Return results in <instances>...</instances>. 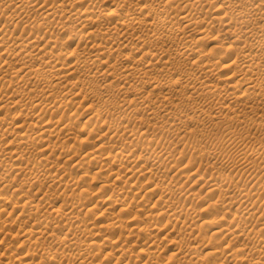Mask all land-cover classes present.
<instances>
[{
	"label": "bare ground",
	"instance_id": "bare-ground-1",
	"mask_svg": "<svg viewBox=\"0 0 264 264\" xmlns=\"http://www.w3.org/2000/svg\"><path fill=\"white\" fill-rule=\"evenodd\" d=\"M77 2L0 0V182L4 184L17 176L24 177V183L16 186L8 183V186L20 187L11 197L17 198L15 208L29 222L33 214L44 209L52 212L58 203L61 206L56 207L58 210H53V214L38 217L37 222L35 219L32 230L19 229L18 233L23 234H17L30 239L38 234L37 231L51 232L56 237H52L56 252L45 245L44 251L47 255L52 252L53 257H45V253L43 256L37 243L38 249L30 247L32 252L28 251L25 258L16 247L11 259L15 264H26L40 257L39 264H62L60 256L66 254L65 261L74 264L70 259L73 256H69L76 253L75 264H87L88 261L92 264L102 256L100 264H120L124 260L128 264H264V232L259 230L262 218L256 219L255 225L260 227L258 230L256 227L255 232L250 224L251 230L247 224L243 225L247 221L253 223L254 216L245 218L246 214L251 215L255 205L253 193H246L248 185L242 190L236 188L240 197L234 200L235 197H229L232 187L239 188L234 175L209 178L200 174V168L199 172L193 171L194 164L200 160L211 159L212 162L207 163L210 169L218 168V163L222 166L225 160L214 162L212 158L217 151L227 150L225 165L240 169L241 177L246 178L251 173L256 174V179L257 174L264 172V0ZM18 20V25L26 24L28 36L21 40L16 36V45L9 44L10 47L8 43L12 39L7 38V28ZM75 38H79L78 43L76 39L77 47L70 51L68 45ZM206 43L212 47L205 48ZM14 58L17 62L12 64ZM57 93L61 94L59 100L55 97ZM77 99L81 102H76ZM87 102L94 104H89L88 110ZM74 103L84 106L85 113L74 110L73 106H77ZM75 108L78 110V106ZM3 111L15 114L10 118L3 116ZM86 113L88 118L81 125L86 136L79 139L75 125ZM29 118L35 121L30 120L34 123L33 128L23 131ZM208 127L222 133L213 149L205 146L203 141L202 146L199 139L203 129ZM74 135L81 141L67 145L74 140ZM252 135H257L258 139L252 140L259 142L249 146ZM189 136L196 138L192 144L188 143L194 151L189 167L183 168L179 160L172 164V159L166 156L175 154L177 147L173 150L170 146L165 147L167 152L155 150L157 139L163 140L159 142L161 144L164 141L175 144L174 140H177L175 146H179L185 140L188 142ZM216 137L219 139V135ZM87 148L93 152L89 153ZM6 159L12 161L8 167L1 163ZM167 162L172 165L167 173L174 172L177 181L195 180L196 186L174 189V184L165 187L155 184L152 179L130 184L137 173V178L145 177L151 163V171H156ZM94 165H100V171H94L95 178L98 176L96 180L99 175L105 179L101 172L108 170L112 173L109 178L124 182L121 188L124 190L120 193H117L120 188L107 190L111 187L104 183L108 187L100 185L101 196L95 197L94 193V197H89L88 187L85 189L89 179L87 168ZM115 166L119 169L113 171ZM251 178L248 177L246 183L251 182ZM258 178L256 184H252L263 192L264 179ZM199 184L204 185L201 190L206 189V195L203 196L204 190L195 189ZM45 186L50 192L35 202L33 189L40 192ZM135 189L146 192L145 200ZM128 192L136 193L130 197ZM107 193L110 196L106 198ZM139 194L142 198L138 202ZM121 195L124 197L119 198ZM155 195L159 199L154 201V206H148ZM170 196L178 199V207L168 199ZM213 196L222 198V205L209 204ZM4 197H0V206H6L8 202L9 198ZM88 202L94 207L87 210ZM195 202L201 203L202 207L208 204L204 208L206 211L198 212L197 206L192 211L189 208L190 215L186 212L188 208L182 211L186 205L191 207ZM179 204H182L181 210ZM245 204L246 208L249 204L252 209H245L242 206ZM100 205L107 207L97 213L95 210ZM114 206L119 207L122 214L134 215L137 220L135 217L126 219L128 215L121 214V218L112 214ZM233 207H243L246 213L240 214L238 210V215L229 220L227 212ZM205 213L223 217L205 220ZM88 214L95 215L93 221H89ZM166 220L168 223L162 225ZM179 223H183L184 231L181 227L178 229ZM169 226L174 231L178 229V236L197 234L194 240L198 246L188 245L182 237L178 241L171 240L168 247L162 249L158 241L166 238L160 239L159 234ZM8 227L11 226L5 225V231ZM209 231L219 241L210 238L209 242L206 239ZM241 240L243 245L239 244ZM69 251L73 253L69 255ZM166 252V258H162Z\"/></svg>",
	"mask_w": 264,
	"mask_h": 264
},
{
	"label": "rangeland",
	"instance_id": "rangeland-1",
	"mask_svg": "<svg viewBox=\"0 0 264 264\" xmlns=\"http://www.w3.org/2000/svg\"><path fill=\"white\" fill-rule=\"evenodd\" d=\"M77 1H80V0H76V3H78ZM61 2V1H60ZM59 2V3H60ZM20 20V19H19ZM19 20L18 21H16L15 22V25H13L12 23L10 24V27L9 28H7L8 29V39L10 40V39H12V40H10V42L11 43H8V45L9 44H13V45H16V42L18 41L17 39H19V40H21L22 38L24 39V38H26L27 36H28V34H27V32H28V30H26V32H25V25L26 24H24V22H21V23H19L20 25H18L17 23L19 22ZM21 24H24V25H22V27H21ZM13 26V27H12ZM18 26H20V28L18 27ZM24 26V27H23ZM17 27H18V29H20V30H17ZM2 29V26L0 27V30ZM22 29H23V31H22ZM11 30H12V32H11ZM15 30V31H14ZM18 32H17V31ZM88 30V29H87ZM18 34H17V33ZM21 32V33H20ZM13 33V34H12ZM10 34V35H9ZM15 34H17V35H15ZM23 34V35H22ZM24 34H25V36H24ZM62 34V36L64 35V33H61ZM65 34H66V32H65ZM18 35H20V36H18ZM16 36H17V39H16ZM66 36H67V34H66ZM66 36H63L64 38L66 37ZM22 37V38H21ZM59 37H61L60 35H59ZM63 37H61V40H63L64 41V39H63ZM67 38V37H66ZM66 38H65V40H66ZM76 39H77V43H78V41H79V38H75V41H71L70 42V45H68L69 46V49L68 50H70V48H71V50L72 49H74V48H76L77 47V43H76ZM15 41V42H14ZM65 42V41H64ZM73 42H74V44H73ZM12 45V47H14ZM10 46V45H9ZM11 47V46H10ZM74 47V48H73ZM204 47L205 48H209V47H212V46H210L209 45V43H206L205 45H204ZM70 50V51H71ZM14 59H15V61H14ZM13 60H12V64L13 63H16L17 62V58H14ZM17 67H18V65H16ZM39 89H41V88H39ZM59 95V98L57 97ZM57 96H55L56 97V100L58 99H60L61 98V94H58L57 93ZM54 97V98H55ZM55 100V99H54ZM80 100V101H79ZM74 102V101H73ZM76 102H78V103H80L81 102V99H77V101ZM78 103H74V104H76L77 106H78V110H77V108H75V107H77V106H73L74 108V110L76 109V111H78L79 113H81V112H83V113H85L83 110H86L85 108H84V106H83V108L82 107H80V105L78 104ZM93 106L92 105V103L91 102H87V110H88V106ZM85 105V104H84ZM90 106V107H91ZM89 107V108H90ZM94 109H95V107H93ZM73 110V111H74ZM18 111H19V109L17 110V112L16 113H18ZM75 111V112H76ZM4 112L5 111H3V113L2 114H4ZM11 113H12V111H10ZM8 113V112H5V114L3 115V116H11L10 118H13V115L15 114V112H13L12 114L11 113ZM52 112V111H51ZM88 112V111H87ZM6 113H7V115H6ZM88 113H86V114H84L83 116L81 115V118H80V120H79V122L75 125V129L74 130H76L75 131V134L77 135V137L79 138V139H81L80 137H85L86 136V133L85 132H82V130H81V125H82V123L85 121V119L86 118H88L87 115ZM3 116H1V117H3ZM17 116V115H16ZM89 116H90V114H89ZM32 119V120H31ZM33 121L34 119L33 118H29V120L26 122V126H24L25 128L23 129V131H27L28 129H32L33 128V125L32 124H34L35 123V121H33V122H31V121ZM19 123V122H18ZM17 123V124H18ZM29 124V127H28V124ZM31 123V124H30ZM16 124V125H17ZM15 125V126H16ZM19 125H21V123L19 124ZM31 126V127H30ZM25 129H27V130H25ZM209 129V130H208ZM208 129L206 128L205 130H207V131H205L204 129H203V132L204 133H206V134H204L203 132H201V133H203V134H201L200 136H199V139L201 140V142L203 141L204 142V144H205V146H206V144H207V147L208 148H211V149H213V148H215L216 147V143L217 142H219L220 141V139H221V135H222V133L221 132H218V131H212L213 129L212 128H209L208 127ZM211 129V130H210ZM80 132V133H79ZM208 132H210V133H208ZM217 132V133H216ZM87 133H88V130H87ZM219 133V134H218ZM221 133V134H220ZM208 134V135H207ZM212 134H214V135H212ZM215 134H217V135H215ZM76 135H74V140H72V141H69L68 143H67V145H70V144H74V143H79L81 140H78L77 141V137H75ZM219 135V139H218V137H216V136H218ZM149 136L151 137H153V135H152V133H150L149 134ZM203 136V137H202ZM215 136V137H214ZM255 136V137H254ZM87 137H88V134H87ZM205 137V138H204ZM210 137V138H209ZM188 138V137H187ZM186 138V139H187ZM202 138H203V140H202ZM207 138H208V140H207ZM76 139V140H75ZM206 139V140H205ZM211 139V140H210ZM213 139H214V141H213ZM217 139V140H216ZM255 140V139H258V137H257V135H252L251 136V140H249L250 142H249V146L251 145V143L253 144V143H257V142H259L258 140H256V141H253V140ZM62 140V139H61ZM60 140V143L63 141H61ZM158 141V143L154 146L155 147V150L157 151V152H167L166 150H165V147H168V146H170V148H171V150H173V149H175L176 147V152H175V154H173V155H166L169 159H172V164L174 163V161H176V160H179V163H181L182 165L181 166H183V168H184V166L185 167H189L192 163H191V160L193 161V159H192V157H194V151H192L193 150V148L191 147H189V145L190 144H192L195 140H196V138L194 139V137H192V136H189V138L187 139V141L188 142H186V140H185V142H186V144H184L185 142H183V143H181V144H179V146H175L176 144H177V140H174V143L175 144H173V142L171 141V142H163L164 144H161V143H159V142H161V141H163V140H161V139H157ZM215 140H216V142H215ZM177 141V142H176ZM193 141V142H192ZM213 141V142H212ZM203 142H202V146H204V144H203ZM211 142H212V144H211ZM248 141H246V143H247ZM70 143V144H69ZM188 143H189V145H188ZM246 143H245V145H246ZM211 144V145H210ZM61 145V144H60ZM184 145V146H183ZM245 145H243V148H246L245 147ZM78 146V145H77ZM213 146H215V147H213ZM247 147H248V144L246 145ZM89 147V146H88ZM91 147V146H90ZM189 147V148H188ZM92 148V147H91ZM191 149V150H190ZM87 150H88V152L90 153V151H91V149H89V148H87ZM93 150V149H92ZM95 151V150H94ZM154 151V150H153ZM221 151H223V152H221ZM227 150H225V152H226ZM88 152H87V154H88ZM91 152H93V151H91ZM191 152H192V154H191ZM219 152H221V154L219 153ZM219 152L217 151V154H216V156H215V158L213 159L212 158V160L214 161V162H219L220 160L221 161H226V159H227V157H225L224 156V154H225V152H224V150H219ZM104 154L106 153V152H103ZM223 153V154H222ZM107 154H109V153H107ZM137 155L136 156H138V154L139 153H136ZM183 154V155H182ZM227 156V155H226ZM153 157H154V154H153ZM181 157H183V158H181ZM221 158H223V159H221ZM216 159V160H215ZM7 160V161H6ZM6 160H3L1 163H3L4 165H7L6 167H8V165H10V164H8V163H12V161H8V159H6ZM219 160V161H218ZM208 161H211V159H209V160H207V161H198V162H196L195 164H194V169H193V171L195 170L196 171V169L198 170V172H199V168H200V170L202 171V172H200V174L201 175H208L207 177H221L222 175H224V176H226V175H234L238 180V182H239V188L238 187H232L233 188V190H232V188H231V193H232V196L231 195H229V197L230 198H234L235 197V199L234 200H236L237 198H239L240 197V193L238 192V191H235V190H242V188L244 189V187H245V185H248V186H246L245 187V189L247 190L246 191V193L247 192H250L251 191V194H252V196H253V200H252V202L256 205V206H258V207H260V209L259 208H255V205H254V208H255V210H254V208L252 209L251 208V206L249 205V204H247L248 205V208H246L247 206H246V204L245 205H242V206H244V208L245 209H252L251 210V215L250 216H248V214H246L245 215V218H247V217H251V216H253L252 217V221H253V223H251V222H249V221H245L246 223H243V225H245V224H247L246 226H248V228H249V225L248 224H250V227L251 228H253L252 230H254V232H255V228L257 227V230L259 229L258 227H264V224H263V219H264V217H262V216H264V214H262V213H264L263 211H264V196H262V195H264V190H263V192H260V191H262V190H256V188H254V186H253V184L255 185L256 184V182H257V180L259 179L258 177H260V176H262V179H264V172H262V174L260 175H258L257 174V178L255 179V175L256 174H254V176H253V174H251V173H249V176L248 175H246V178L245 177H241V176H243V173L240 171V169L238 170V168H235L234 169V167H232L231 165H225V164H227V161H228V159H227V161L225 162H222V166H221V163H218V168H213V169H210L209 167H208V165L209 164H207L208 163ZM212 162V161H211ZM170 162H167V164L165 165V166H162V168L161 169H157L156 171H151V165H152V163L149 165V168L147 169V172H146V175H145V177H140V178H137V177H139V174L137 173V174H135V179H133V180H131V183L130 184H136L138 181L140 182V183H142V182H144V183H146L147 182V180H149V179H152V180H154L155 181V184H157V183H159L161 186H170V187H172V185H173V188L175 189V188H178V187H185V189H189V188H191L192 186H196L195 184H196V181L195 180H193V181H189V182H187V180H182V181H177V179L175 178L176 176H175V173L174 172H170V173H167V171L172 167V165L171 164H169ZM205 163V164H204ZM220 164V165H219ZM133 165V164H132ZM140 165V164H139ZM139 165H137L136 166V168H134L133 169V172H135L136 170H137V167L139 166ZM200 165H201V167H200ZM100 165H94L93 167H90V168H87L88 169V171H87V177H89V179H87V184L85 185V189L87 188V195H91V196H89V197H91L92 198V196L94 197V193H96L95 194V197L99 194V188H100V185L101 184H103V186H107V185H109V187H111V188H108L107 190H113V188H114V191H117L118 189L117 188H120L118 191H117V193L119 192L120 193V191L121 190H124V189H121L122 187H123V185H125L124 184V182L122 181H114L113 179H111V178H109V176L112 174V173H110L108 170H105V172L103 171V172H101V175L102 176H105V179H104V177L103 178H100V175H99V178H98V180H96L97 179V177L98 176H96V178H95V172L97 173L98 171H100V168H98ZM128 166H131V165H128ZM220 166V167H219ZM224 166V167H223ZM227 166V167H226ZM229 166V167H228ZM23 167V166H22ZM207 168V169H206ZM222 168V169H221ZM228 168V169H227ZM119 168H117V166H115V168H113V171H116V170H118ZM216 171H215V170ZM218 169V170H217ZM225 169L227 170L226 172H225ZM97 170V171H96ZM209 170V171H208ZM234 170V171H233ZM95 171V172H94ZM194 171V172H195ZM209 172V173H207V172ZM2 172V170L0 169V173ZM93 173V174H92ZM205 173V174H204ZM230 173V174H229ZM110 174V175H109ZM125 174V173H124ZM212 174V175H211ZM88 175H90V176H88ZM92 175H93V177H92ZM109 175V176H108ZM101 176V177H102ZM107 176V177H106ZM175 176V177H174ZM250 176H253V178H251ZM173 177H174V179H173ZM240 177V178H239ZM251 178V182H249L248 181V183H246L247 182V178ZM93 178H95V179H93ZM23 179H24V177L23 176H21V177H19V176H17V177H15V178H13V179H9V180H11V182H9V180L6 182V183H4L5 185L7 184V186L11 183V184H14L15 186L16 185H20V183H24V181H23ZM106 179H108V180H106ZM110 179V180H109ZM252 179L254 180V181H252ZM102 181V182H101ZM106 181H109V182H106ZM111 181V182H110ZM195 181V184H193V182ZM117 184H116V183ZM119 182V183H118ZM138 182V183H139ZM175 182V183H174ZM179 184H178V183ZM242 182V183H241ZM255 182V183H254ZM9 183V184H8ZM19 183V184H18ZM104 183H106L107 185H104ZM113 183H115L114 185H113ZM122 183V184H121ZM137 183V184H138ZM143 183V184H144ZM249 183H251V184H249ZM253 183V184H252ZM4 184H2V182H0V195L2 196V197H4V198H9V199H11V201H9V199H8V202H9V204H8V202H7V204H6V206H0V264H10V263H12V262H14V263H12V264H15V261L13 260V258L11 259V257H10V255L12 256V252L15 250V251H17V248L19 249V250H21V256H22V258L24 257L25 258V256L24 255H26V257L28 256L27 254H28V251H30V247L32 248H34V249H38L36 246H37V243L41 246L40 247V251H42V253H43V256H45V255H47V253L48 252H45L44 251V245H45V247L47 248H49V247H51V248H53V243H54V241L55 240H53V238L55 239L56 237L55 236H52V234H51V232H49V234L47 233V232H43L45 235L43 236V233H41V231L42 230H40V231H37L38 232V234H36L35 236H31V238L29 239L28 237L27 238H22V237H18V235L17 234H19V236H20V234H23V233H18V231H19V229H21L22 231L24 230H32V227H33V223H34V220L37 222V219H39L38 217H43V218H45L46 216H49V215H51V214H53L54 212H53V210H58V209H56V207H58V208H60L61 206L59 205V203L57 204V205H59V206H57L56 205V207L55 208H53V210H52V212H51V209L50 210H48V209H44L43 211H41L40 213H36L37 211L36 210H34V213H36V214H33V217L30 219V221L31 222H29V220H28V218H26V217H24L23 215L21 216V213L22 212H20V211H17L16 210V202H17V198L16 197H11V194L13 193V191L14 190H16V189H18V188H20L19 186H17V187H7V186H5ZM112 186H111V185ZM134 184V185H135ZM136 184V185H137ZM175 184H177L176 186H175ZM193 184V185H192ZM142 185V184H141ZM192 185V186H191ZM201 185H202V187L204 186L203 184H199L195 189H199L200 191H203L204 190V188H203V190H201L202 189V187H201ZM244 185V186H243ZM102 186V185H101ZM121 186V187H120ZM138 186H140V184L138 185ZM143 186V185H142ZM250 186H252L253 188H251ZM47 186H45V189H43V190H41L39 193L36 191V190H38V189H33V194H34V201L35 202H39V201H41L43 198V194H47L48 192H50L49 191V189H48V187L46 188ZM108 187V186H107ZM201 187V188H200ZM155 188V185L154 186H152V188H151V190H153ZM237 188V189H236ZM28 189V188H27ZM48 189V190H47ZM89 189V190H88ZM193 189V188H192ZM250 189V190H249ZM137 189H135V191H136ZM44 193H43V192ZM91 191V192H90ZM138 191H140L141 193L140 194H142V196H143V198H142V196L140 197V196H137V201L139 202L140 200H141V198L142 199H144L145 200V194H146V192L145 191H141V190H138ZM138 191H136V192H138ZM259 191V192H258ZM90 194H89V193ZM98 192V193H97ZM127 192V191H126ZM136 192H134V193H136ZM205 192V193H204ZM206 192H207V190L205 189L204 191H203V196L204 195H206ZM36 193H38V194H36ZM41 193V194H40ZM134 193H130L129 194V192H128V195L130 196L131 194L132 195H135ZM145 193V194H144ZM230 193V194H231ZM260 193V194H259ZM36 194V195H35ZM233 194H234V196H233ZM238 194V196H236V195ZM38 195V196H37ZM131 195V196H132ZM137 195V194H136ZM147 195V194H146ZM158 195H160V193H158ZM158 195H155L154 197H153V199L151 200V203L148 205V206H154L155 204V202L157 201V199H159V196ZM260 197H259V196ZM0 196V197H1ZM7 196V197H6ZM99 196H101V194H99ZM107 196L109 197L110 196V193H107V195L105 196L106 198H107ZM130 196V197H131ZM88 197V198H89ZM119 198H121L122 197V195L121 196H118ZM124 197V196H123ZM122 197V198H123ZM171 197V196H170ZM170 197H168V199L169 200H172V202L173 203H175L176 205H177V207H178V199L176 200V199H173V196L170 198ZM217 196H213L212 198H214L213 200H214V202H213V200H212V198H211V200H210V202H209V204H217V205H222V198L220 199V197L218 196L217 198H216ZM228 197V199H230ZM237 197V198H236ZM257 197L259 198V199H257ZM88 198H87V200H88ZM1 199V198H0ZM95 199L96 200H98V198H93V200L95 201ZM221 200V202L219 201V200ZM254 199H255V201L257 200L258 202H255L254 201ZM25 200L27 201V199L25 198ZM25 200H24V202H22V205L25 203ZM93 200H91V202H94ZM174 200L177 202H174ZM155 201V202H154ZM212 201V202H211ZM216 201H217V203H216ZM231 201V200H230ZM263 201V202H262ZM11 202V203H10ZM91 202H88L87 204H88V208H87V210L89 209V208H91L93 205V203L92 204H90ZM218 203H221V204H218ZM257 203V204H256ZM263 203V204H262ZM175 204H173V205H175ZM196 204V205H195ZM195 204L194 203H192V205H191V207H189V204H188V207H187V205L184 207V209L182 210L183 212H185V210L187 209V211L186 212H188V214H189V212L191 213V211L193 210L192 208L194 207L195 208V206H197V211L198 212H200V211H203V212H205L204 211V208L206 209V207H207V205H205L204 207H202V205H201V203H200V205L197 203V202H195ZM260 204V205H259ZM262 204V205H261ZM1 205V204H0ZM89 205H90V207H89ZM96 205V204H95ZM182 204H179V210H181L182 209V206H181ZM21 206V205H20ZM101 206V205H100ZM100 206L97 208V210H95L97 213L99 212H103V208H106L107 206H105V207H103V206H101V208H100ZM181 206V207H180ZM246 206V207H245ZM94 207V206H93ZM92 207V208H93ZM116 206H114V211L112 212V214L114 213L116 216L118 215V217H120L121 216V218H122V215L123 216H127L128 214L126 213V212H124L123 214L121 213V212H119L120 211V209H119V207H116ZM181 208V209H180ZM189 208H191L190 210H189ZM199 208H201L202 210H200ZM238 207H233V209H231V211L229 212L227 209H226V211H228L227 212V216H228V219L230 220V219H232V217H234V216H236V215H238V213H244L245 211H243V210H245L243 207H241V208H238ZM243 208V209H242ZM101 209V210H100ZM256 209H258L259 210V214H258V210H256ZM14 210H15V212H14ZM189 210V211H188ZM239 210V212L238 213H236L237 211ZM36 211V212H35ZM48 211V212H47ZM226 211H224L225 213H226ZM242 211V212H241ZM254 211V212H253ZM255 211H257V212H255ZM18 212V213H17ZM39 212V211H38ZM51 212V213H50ZM101 212V213H102ZM253 212V213H252ZM88 213V212H87ZM117 213V214H116ZM126 213V214H125ZM246 213V212H245ZM42 214V215H41ZM122 214V215H121ZM261 214V215H260ZM37 215H39V216H37ZM46 215V216H45ZM90 215V216H89ZM115 215H113V216H115ZM190 215V214H189ZM189 215H188V217H189ZM207 215V216H206ZM222 215V214H221ZM256 215V216H255ZM259 215V216H258ZM45 216V217H44ZM129 216V215H128ZM127 216V217H128ZM22 217H24V218H22ZM94 217H95V215H92V214H88V216H87V218L88 219H90L89 221H93V219H94ZM126 217V219H133V217H135L134 215H131V216H129L128 218ZM206 219L205 220H211V219H213V217H215L216 219H221L222 217H223V215L222 216H213V217H211V216H208V214H206L205 213V216H204ZM209 217V218H208ZM255 217V218H254ZM214 218V219H215ZM260 218H262V223H261V225L260 226H256L255 225V223H256V219H257V221L260 219ZM27 219V220H26ZM87 219V220H88ZM135 220H137L136 219V217L134 218ZM33 220V221H32ZM249 220L251 221V218H249ZM255 220V221H254ZM28 221V222H27ZM35 222V223H36ZM167 222V220L165 221V222H163L162 223V225H165V224H167L166 223ZM9 223V224H8ZM12 223H14V224H12ZM64 223H66V221L65 222H63V224ZM11 224V225H10ZM63 224H61L62 226H63ZM182 224L183 223H179V227H178V229H180V227L183 229V226H182ZM255 226H254V225ZM5 225H9V226H11V227H8V229H6V231H5V229H4V227H5ZM27 225L28 227H25V226ZM66 225V224H65ZM31 226V227H30ZM190 226H191V224H190ZM252 226H254V227H252ZM25 227V228H24ZM162 227V226H161ZM260 227V229L259 230H261L262 232H264V228L262 229ZM31 228V229H30ZM192 228H196V227H194V226H192ZM248 228H247V230H248ZM251 228H249V230H251ZM3 229H4V231H3ZM171 229V230H170ZM178 229L177 230H173L172 229V226H169V227H167V229H165L163 232H161V234H159L160 236V239L162 238V237H165L166 238V240L164 239V238H162V239H164L165 241H163V240H159L158 241V246H160L162 249H164L165 247H168V243L170 242L171 243V240L172 241H178L179 239L181 240L182 239V237H183V239H184V241L185 242H187V244L188 245H191L192 246V244H193V246H198L197 245V243H196V236H197V234H195V235H192V236H183V235H180V236H178V233H177V231H178ZM2 230V231H1ZM170 230V231H169ZM248 230V231H249ZM256 230V231H257ZM172 231V232H171ZM182 231H184V229L182 230ZM36 232V231H35ZM40 232V233H39ZM95 232H96V230H95ZM174 232H176V233H174ZM179 232V231H178ZM251 232H253V231H251ZM169 233V234H168ZM48 234V235H47ZM51 234V236H49ZM208 235V237L206 236V239L209 241V242H211L209 239L211 238V240L213 239V240H215V241H219V240H216V239H218V238H215L213 235H212V232L211 231H209L208 233H207ZM40 235V236H39ZM53 237V238H52ZM189 237V238H188ZM21 238V239H20ZM187 238V239H186ZM190 238L192 239V241L194 242H191V240H190ZM28 239V240H27ZM83 239H85L84 238V236H83ZM38 240V241H37ZM212 240V241H213ZM135 241V240H134ZM134 241H132L131 243L133 244H135V242ZM163 241V242H162ZM243 240H241V242H239V244L240 243H242V245L244 244V242H242ZM253 241H255L254 239H253ZM87 242H89V239L87 238ZM41 243V244H40ZM142 243L143 244H145V242L144 241H142ZM169 243V244H170ZM7 244V245H6ZM195 244V245H194ZM34 245H35V247H34ZM167 245V246H166ZM131 246H133V245H131ZM17 247V248H16ZM42 247H43V249H42ZM42 249V250H41ZM169 249H170V247H169ZM263 249V248H262ZM261 249V250H262ZM39 250H38V252H39ZM54 251V252H53ZM30 252H32V251H30ZM52 252L53 253H55L56 251H55V249L53 248V250H52ZM51 252V255L53 254ZM72 252V251H71ZM70 251L69 252H67L69 255H70V253H71ZM172 252V251H171ZM42 253H40V255H42ZM44 253H45V255H44ZM59 253H61V251L59 252ZM73 253V252H72ZM168 252H166L165 254H163L161 257L162 258H166V254H167ZM263 253H264V249H263ZM67 254V255H68ZM76 253H74V255H75ZM49 255V254H48ZM48 255L47 256H45V257H48ZM51 255H49V256H51ZM65 255L66 254H64V257H65ZM74 255L72 254V255H70L69 257H71V256H73V258L71 257L70 259H71V263H74L75 264V262L76 261H74ZM77 256V254L75 255V257ZM119 257V259L120 258H122V256L121 255H118ZM10 257V258H9ZM51 257H53V255L51 256ZM63 258V259H61V262H63L62 264H67L68 263V261L66 260L65 261V258L63 257V255L61 254V256H60V258ZM160 257V259H162ZM37 257H35L34 259L36 260V262H35V260L34 261H27L26 262V264H39L40 262H41V259H40V257H38L37 259H36ZM73 259V260H72ZM103 259V256L101 257V259H99L98 260V262L97 261H95V262H93L94 264H100L101 263V260ZM10 260H13V261H11L10 262ZM163 260V259H162ZM183 260H185V259H183ZM40 261V262H39ZM74 261V262H73ZM100 261V262H99ZM103 261V260H102ZM39 262V263H38ZM89 262V261H88ZM87 262V264H89ZM90 263H92V262H90ZM92 263V264H93ZM57 264H59V263H57ZM68 264H70V263H68ZM120 264H128L127 263V261H122ZM132 264H136L135 262H133ZM137 264H140L139 262L137 263ZM228 264H230V263H228Z\"/></svg>",
	"mask_w": 264,
	"mask_h": 264
}]
</instances>
